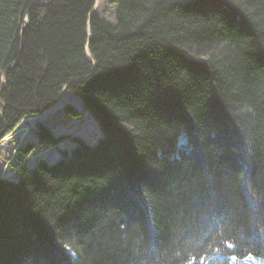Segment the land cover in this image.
<instances>
[{
    "label": "trees",
    "instance_id": "1",
    "mask_svg": "<svg viewBox=\"0 0 264 264\" xmlns=\"http://www.w3.org/2000/svg\"><path fill=\"white\" fill-rule=\"evenodd\" d=\"M110 2L0 0V141L65 90L100 128L17 148L0 264H264V0Z\"/></svg>",
    "mask_w": 264,
    "mask_h": 264
},
{
    "label": "rangeland",
    "instance_id": "2",
    "mask_svg": "<svg viewBox=\"0 0 264 264\" xmlns=\"http://www.w3.org/2000/svg\"><path fill=\"white\" fill-rule=\"evenodd\" d=\"M116 9L117 5L111 3L110 0H95L93 10L114 24L116 23ZM66 101H72L81 107L78 98L65 90L58 103L38 116L23 119L12 132L0 141V173L2 176L14 180L18 178L15 168L18 165V161L15 159L16 150L27 141L38 142L35 133L37 121H42L55 130L72 131L89 139L97 137L100 128L92 116L86 112L82 118L70 119L62 109ZM73 145L74 142L69 137L51 147L37 146L36 150L26 158V163L32 166L40 158L53 162L62 156L63 149H70Z\"/></svg>",
    "mask_w": 264,
    "mask_h": 264
},
{
    "label": "water",
    "instance_id": "3",
    "mask_svg": "<svg viewBox=\"0 0 264 264\" xmlns=\"http://www.w3.org/2000/svg\"><path fill=\"white\" fill-rule=\"evenodd\" d=\"M93 12H94V10H92L90 15H92ZM88 34H89V38H90L91 37L90 24H88ZM86 47H87V55L92 59L90 49H89V45L87 44Z\"/></svg>",
    "mask_w": 264,
    "mask_h": 264
},
{
    "label": "snow or ice",
    "instance_id": "4",
    "mask_svg": "<svg viewBox=\"0 0 264 264\" xmlns=\"http://www.w3.org/2000/svg\"><path fill=\"white\" fill-rule=\"evenodd\" d=\"M233 246L234 245L229 244L228 248L231 249ZM216 251H217V253H221V249H217ZM214 264H221V262L220 261H214Z\"/></svg>",
    "mask_w": 264,
    "mask_h": 264
},
{
    "label": "clouds",
    "instance_id": "5",
    "mask_svg": "<svg viewBox=\"0 0 264 264\" xmlns=\"http://www.w3.org/2000/svg\"><path fill=\"white\" fill-rule=\"evenodd\" d=\"M186 264H189V262H186Z\"/></svg>",
    "mask_w": 264,
    "mask_h": 264
}]
</instances>
